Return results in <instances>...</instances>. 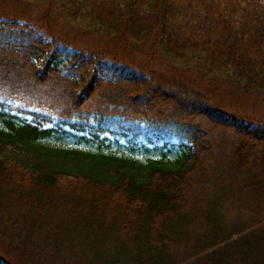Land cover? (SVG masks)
<instances>
[{
    "label": "trees",
    "instance_id": "obj_1",
    "mask_svg": "<svg viewBox=\"0 0 264 264\" xmlns=\"http://www.w3.org/2000/svg\"><path fill=\"white\" fill-rule=\"evenodd\" d=\"M55 3L58 23L63 14L79 32L121 41L151 35L198 80L242 84L264 103V0ZM0 71V264H264V122L15 18L0 17ZM167 121L177 130L163 139L175 132L189 147L179 167L141 171L103 155L105 136L149 152ZM70 137L104 164L61 170L54 159L90 155L35 145Z\"/></svg>",
    "mask_w": 264,
    "mask_h": 264
},
{
    "label": "rangeland",
    "instance_id": "obj_2",
    "mask_svg": "<svg viewBox=\"0 0 264 264\" xmlns=\"http://www.w3.org/2000/svg\"><path fill=\"white\" fill-rule=\"evenodd\" d=\"M14 7L3 6L0 4V17L15 18L18 21L27 22L33 29L40 33L46 39H53L58 45L72 50H82L98 53L105 63L112 65L126 66L134 73L144 76L151 82L158 83L163 87L175 88L183 86L185 88L197 91L207 100L212 101L216 106L231 115L247 117L253 121L264 122V103L258 104L256 96L246 90L242 84L217 85L216 80L206 81L204 78L197 79V76L191 68H183L178 61L169 54L151 35L143 34L137 38L125 37L124 41L113 36H105L99 32H90L89 29L81 24L84 30L77 31L68 26V19H65L60 11L61 22H57V9L55 0H44L40 5L35 6L29 0H15ZM88 35H87V34ZM1 74V71H0ZM219 77H216L218 79ZM205 80V81H204ZM218 86V87H217ZM217 87V88H216ZM177 130L171 121H167L160 126V130L154 133H160L162 139L153 145V148L159 150L166 156H161L153 151L152 147H147L149 152L130 150L121 141H113L106 137L105 147L102 149L104 156H110L118 159H125L132 162L133 167L139 170L148 169L156 166L166 169H174L187 159L189 147L181 134L173 132L169 141L163 138L171 134V129ZM3 130L0 126V131ZM37 147L60 149V152L70 151L79 152L81 155H90V158L77 157L75 154H67L66 158L59 160L56 165L61 170L76 171L82 170L91 172L98 166L104 164L96 156L95 148L76 143L70 137L61 142L54 140H42L35 143ZM62 154V153H61ZM89 164V165H88ZM114 169L119 176L121 174L133 175L132 169H126L127 165L121 162H114ZM91 169H89V167ZM106 170V169H105ZM104 169L101 171L105 172ZM139 171V172H141ZM105 175H103L104 177ZM110 178L109 174L106 175ZM118 179V176H111Z\"/></svg>",
    "mask_w": 264,
    "mask_h": 264
}]
</instances>
